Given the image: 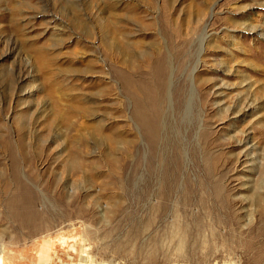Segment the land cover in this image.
Returning a JSON list of instances; mask_svg holds the SVG:
<instances>
[{
  "label": "rangeland",
  "instance_id": "rangeland-1",
  "mask_svg": "<svg viewBox=\"0 0 264 264\" xmlns=\"http://www.w3.org/2000/svg\"><path fill=\"white\" fill-rule=\"evenodd\" d=\"M59 233L264 264V0H0L2 262Z\"/></svg>",
  "mask_w": 264,
  "mask_h": 264
},
{
  "label": "bare ground",
  "instance_id": "bare-ground-1",
  "mask_svg": "<svg viewBox=\"0 0 264 264\" xmlns=\"http://www.w3.org/2000/svg\"><path fill=\"white\" fill-rule=\"evenodd\" d=\"M153 135H154V132L152 133V137H154ZM33 204L34 203L32 202L29 203L28 198H27L25 209H24V214H26L28 217L23 218V220L27 222L30 221L34 217L33 210L35 209H33ZM17 211H20V210H17ZM59 234L55 237V239L50 238V237L48 239H43L42 244L40 245V248L37 250L38 252H36L37 264H56L55 258L58 259V264H95V260H93V258L89 256L88 252H85L84 254L82 253L81 257H77V254L79 252L78 251V239L75 240L74 236L70 237L69 235H67V233H63V234L59 233ZM70 239L72 241H70ZM55 249L67 250L69 252H65L67 254H62L59 251H56ZM1 255H4L3 250H0V256ZM6 262L7 261H5V263ZM151 263H155V262H151ZM0 264H4L2 262L1 257H0Z\"/></svg>",
  "mask_w": 264,
  "mask_h": 264
}]
</instances>
